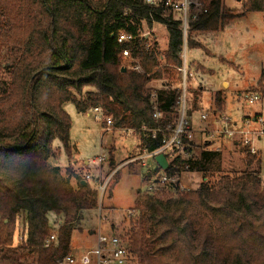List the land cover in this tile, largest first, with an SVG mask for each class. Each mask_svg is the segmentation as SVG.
<instances>
[{
	"label": "trees",
	"instance_id": "trees-1",
	"mask_svg": "<svg viewBox=\"0 0 264 264\" xmlns=\"http://www.w3.org/2000/svg\"><path fill=\"white\" fill-rule=\"evenodd\" d=\"M205 2L208 12L188 24L190 47L200 45L191 34L220 31L228 21L264 11V0H240L238 13L225 0ZM181 26L177 13L145 0H0V264H61L71 254L73 225L80 223L83 211L98 207L97 184L92 186L73 164L65 171L49 164L55 140L73 158L66 103L72 102L81 114L102 109L103 128L111 118L113 129L135 130L141 153L158 150L171 137L181 91L148 85L166 77L181 81ZM163 27L166 49H160L156 38H140ZM120 33L139 38L120 44ZM148 43L151 48L146 50ZM124 49L130 59L122 57ZM133 61L144 73L132 70ZM254 94L264 98V75ZM225 106L223 93L217 92L213 112L225 114ZM191 146V158L164 154L169 161L164 171L169 176L200 173L198 188L165 192L171 186H162L138 192L130 227L113 235L127 242L134 264H264L260 150L252 153L250 146H242L244 169L211 186L205 178L221 158V143L201 139ZM50 213L62 222L57 227L51 226ZM20 221L25 237L15 246Z\"/></svg>",
	"mask_w": 264,
	"mask_h": 264
},
{
	"label": "rangeland",
	"instance_id": "rangeland-1",
	"mask_svg": "<svg viewBox=\"0 0 264 264\" xmlns=\"http://www.w3.org/2000/svg\"><path fill=\"white\" fill-rule=\"evenodd\" d=\"M224 3L227 8L233 10L232 12L242 11V3L237 0H225ZM157 35L160 49H166L168 34L164 27L161 28V32L157 31ZM190 38L200 44L197 47H190L187 44L185 50L183 49L190 79L187 80V111H190L188 115L191 116L194 126V140L209 141L206 136L200 134L198 128L201 125V114L205 112L210 114L215 109L217 92H222L225 97V115L232 118L238 127L241 126L242 121V125H245V129L250 134L260 130L261 124L253 122V119L258 114H263L264 118V98L259 94L260 102L247 105L241 97L244 94L254 93L264 75V11L247 13L228 21L223 30L194 33ZM2 62H5L4 58ZM166 78V81H152L148 87L156 90L167 81L170 86L178 84L176 80H172V77ZM194 91L199 94L196 101H194ZM64 109L71 118L70 144L73 147V158L71 160L62 144L55 140L56 153L49 160V164L52 167H59L62 171L73 164L76 171L83 176H87L88 173L91 177L88 181L92 186L96 184L98 186L114 171L116 173L104 193L102 209L99 210L97 207L83 211L80 223L73 225L70 249L73 255H80L96 247L99 230L107 235L124 234V231L130 227L129 217L138 192L147 191L162 174L157 176L153 173L151 178L146 179L149 171L154 172L156 168V162L153 160L146 159L145 163L143 160L129 163L131 157L142 155L137 134L131 133L133 136H129L127 130L112 127L110 131H106L102 127V120L104 121L105 117L101 113L91 111L88 114H81L72 102L66 103ZM243 118L246 120L244 121ZM109 119L112 121L111 118ZM250 134L237 136L233 140L216 139L221 143L218 147L221 158L215 161L216 167H213V172L207 175L206 182H211L209 184L212 186L224 175L234 177L240 174L245 167L242 146L246 144L243 141L251 139L252 150L258 151L257 143L260 146L259 150L262 154L260 178L261 180L264 178V137H259L261 140L257 142L258 138L256 136L251 138ZM99 157L105 158L106 161L101 164L92 162ZM111 160H114L115 170L111 169ZM87 161L89 163L85 164ZM144 164L147 167H143ZM218 169L220 171H217ZM180 180L182 189H195L203 181V175L183 173ZM48 218L51 226L57 227V223L60 222L59 217L50 213ZM23 228V223L20 221L15 234V246L22 245L25 237ZM130 264H134L132 260Z\"/></svg>",
	"mask_w": 264,
	"mask_h": 264
},
{
	"label": "built area",
	"instance_id": "built-area-1",
	"mask_svg": "<svg viewBox=\"0 0 264 264\" xmlns=\"http://www.w3.org/2000/svg\"><path fill=\"white\" fill-rule=\"evenodd\" d=\"M206 0H166L162 2L161 0H145L146 4H149L151 6L160 7L164 12H174L177 13L182 21V34H183V49L185 50V47L187 45V35H188V24L190 21L195 20L199 15L205 14L208 12V5L205 2ZM193 7V8H192ZM155 25V24H154ZM155 29H151L146 34H143L140 36V38L146 36H150L151 38H158L157 32L155 33ZM139 37H135L133 35H128L125 33H120L118 35V43L124 44V43H130L137 40ZM151 48V43H148L145 45V49L148 50ZM122 57L125 59H130V51L128 49H124L122 51ZM182 59H183V65L181 68H178V72L181 74V81L177 85H171V86H163L158 89H177L181 91V96L178 99V111H179V119L177 122L176 127L172 130L171 137L164 142L163 146L159 148L158 150L154 152H146L143 151L142 155L138 157H134L130 159L129 163H134L137 161L143 160L145 163L146 159H155V157L159 154H174L175 156H181V157H188L191 158L193 154V147L191 146V142H195L194 140V126L191 119V116L188 115L187 111V65L185 60V54L182 50ZM132 70L138 72V73H144V69L142 65L138 61H133V64L131 66ZM151 75V74H149ZM157 92H153L152 99H153V109L155 111L154 117L158 118L160 117V111H159V103L157 101ZM244 96V97H243ZM241 98L242 100L247 104H254L261 101V96L259 94H244ZM94 113H101V115L104 116L102 113V109H94ZM100 119V118H99ZM201 125L199 126L200 134L206 136L209 140V142L216 140L217 138H225L233 140L237 136L243 137L246 133L250 134L248 130L245 129V125H242L238 127L237 123L233 121L232 118L226 116L225 114L218 115L214 112H210V114H207L205 112L204 114H201ZM245 121L246 119L243 118ZM254 122H259L261 124V129L258 130L255 133L250 134L249 136L253 138V136H256L257 138L264 137V118L263 116L260 117L258 120L254 119ZM107 126L105 127L106 131H110L112 127V121L110 119H107L106 121ZM126 130V129H125ZM147 129L144 128L143 131H146ZM245 131V132H244ZM127 132L129 136H133L131 133L137 134L135 130L127 129ZM206 142V141H205ZM246 146H250L252 143L251 140H244L243 141ZM218 150H220L218 148ZM252 153H256L255 150H251ZM105 158L99 157L96 160H93V163H103L105 162ZM168 165L169 161L167 160ZM146 165V164H144ZM159 167V166H158ZM157 167V168H158ZM156 168V169H157ZM160 168V167H159ZM155 169V170H156ZM154 170V171H155ZM115 171L113 174H111L108 179L105 182H102L98 184L97 186V196H98V208L99 210L102 209V200L104 193L112 179V176H115ZM161 175L162 176L154 182L153 185H151L148 188V192H155L159 191L162 186H171V188H167L165 192H170L171 189L175 190L177 187H179L181 190H184L180 187V179L183 174H175L174 176H169L165 173L163 169H159L155 175ZM159 175V176H160ZM152 175L150 176V178ZM87 180H90V176H86ZM262 183L264 185V178H262ZM102 220V218H101ZM54 240V236L50 238L49 241H47L46 246L49 245V242ZM131 257L130 252L127 246V242L123 241L116 235H107L103 234L101 230H99L98 236H97V243L96 247L92 250H89L85 253H82L80 255H68L61 264H130Z\"/></svg>",
	"mask_w": 264,
	"mask_h": 264
},
{
	"label": "water",
	"instance_id": "water-1",
	"mask_svg": "<svg viewBox=\"0 0 264 264\" xmlns=\"http://www.w3.org/2000/svg\"><path fill=\"white\" fill-rule=\"evenodd\" d=\"M238 2L240 0H237ZM125 70V69H124ZM155 161L156 163L159 165V167L163 170H166L167 167H168V162H167V159L166 157L163 155V154H159L155 157Z\"/></svg>",
	"mask_w": 264,
	"mask_h": 264
},
{
	"label": "crops",
	"instance_id": "crops-1",
	"mask_svg": "<svg viewBox=\"0 0 264 264\" xmlns=\"http://www.w3.org/2000/svg\"><path fill=\"white\" fill-rule=\"evenodd\" d=\"M237 2H238V1H237ZM239 2H240V1H239ZM164 81H166V80H164ZM167 83H168V81H167ZM167 83H166V84H167ZM166 84L163 83L160 87H163V86H165ZM260 140H261V139H260ZM260 140H259V141H260ZM259 141H258V142H259ZM259 148H260V146L258 145V149H259ZM261 150H262V149H261ZM149 160H152V159H149ZM153 161L156 162L155 159H153ZM92 162H93V161H92ZM88 163H89L88 161L85 162V164H88ZM111 165H113V161L111 162ZM158 166H159V165L156 163V168H157ZM143 167H147V165H144ZM118 168H119V167H118ZM156 168H155V169H156ZM151 172H152V171H149V173H148V176H149V177H150V175H151ZM85 174H86V173H85ZM87 175H88V173H87ZM260 176H261V175H260ZM59 223L61 224L62 222L60 221ZM109 235H110V234H109ZM71 254H72V253H71Z\"/></svg>",
	"mask_w": 264,
	"mask_h": 264
}]
</instances>
